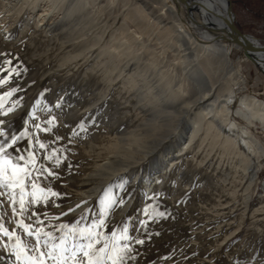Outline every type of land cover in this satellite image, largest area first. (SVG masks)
<instances>
[{"label": "bare ground", "instance_id": "bare-ground-1", "mask_svg": "<svg viewBox=\"0 0 264 264\" xmlns=\"http://www.w3.org/2000/svg\"><path fill=\"white\" fill-rule=\"evenodd\" d=\"M43 1L47 3V15L34 17L32 12ZM193 1L201 6V22L194 25V7L187 5L189 20L196 33L186 28L180 14L175 13L165 0H141L142 5L137 0H0V12H10L16 20L11 22L14 27L0 28V51L8 50L16 56L15 66L23 73L26 94L22 104H17L18 109L24 105L26 111L31 110L32 89L43 91L47 88L46 93L54 99L52 109L56 98H63L60 102L65 122L74 116L75 106L85 107L81 111L84 113L89 107L105 105V108H115L111 114H106L111 121L123 115L122 120L121 117L113 120L117 122L113 126H119L125 120L132 124L126 130H116L117 137L111 138L105 132L92 134L93 137L90 134L92 141L87 144V151L92 157L88 160L89 166L84 168L85 174L97 171L100 175L103 169L113 170L108 164L118 154L124 160L132 159V163L144 150L160 146L168 137H173L172 150H175L178 142L185 138L175 154L172 151L165 154L159 171L151 179L146 177L148 181L145 180L144 188L152 191L157 187L161 192L173 189L170 200L164 204L156 203L157 210L175 205L178 197L188 189L192 194L197 192L212 213L211 216L206 213L208 220L211 217L209 222L215 221L216 227L212 230L218 231L224 225L223 220L230 219L236 206L243 204V210H247L252 192H246L256 187L258 163L264 156L262 143L231 120V114L239 115L251 124L256 121L264 124V100L252 95L236 98L235 86L244 81L230 61L233 43L217 31L222 28L219 16L226 15L225 0ZM8 34H13V38L6 41ZM245 41L260 47L252 36ZM253 57L264 71V53H255ZM30 79L31 83L26 86L25 82ZM235 99L238 107L232 111L230 104ZM168 100H175V103L171 101L174 106H167ZM72 103L73 108L64 109ZM170 114L178 119L191 117L192 128L187 134L177 129L155 144L153 138L163 130L167 123L165 117ZM176 128H179L178 124ZM129 164H123L124 167L118 170L129 168V171ZM115 171L110 175L113 176ZM139 172L136 171L135 176ZM79 177H67L68 190L78 179L83 181ZM55 185L59 186L58 183ZM238 196L241 202L235 205L233 202ZM262 198L254 211L264 210V195ZM189 208L193 207L189 204ZM242 220L230 234L241 227ZM151 226L160 234L163 232L158 228V222ZM227 236L217 241L216 254L221 253ZM153 239L156 237L152 238L151 246L144 249L149 250L154 245Z\"/></svg>", "mask_w": 264, "mask_h": 264}, {"label": "rangeland", "instance_id": "rangeland-1", "mask_svg": "<svg viewBox=\"0 0 264 264\" xmlns=\"http://www.w3.org/2000/svg\"><path fill=\"white\" fill-rule=\"evenodd\" d=\"M165 1L168 6H170L174 10L175 13L180 14L182 22L186 26V28L189 31L196 33L194 26H192L190 23V17L189 15H187L188 10H186V14L181 2L177 1V5L176 0ZM137 2L142 5L141 0H137ZM186 3L187 5L194 7L195 21L192 24H199L201 22V6L193 0H188ZM46 4L47 3L44 1L41 2L34 9L32 15L34 17L47 15ZM124 9H126V6H124ZM231 9L234 13L235 24L239 28V30L242 33L254 36L258 40L260 45H264V0H238L236 2L232 1ZM14 17L15 15H11L10 12H6L4 10L0 12V28H3L4 30L8 29L9 25H11V22L15 20ZM11 27H14V25H11ZM210 31L215 32L214 30ZM229 54L234 71L240 77H242L244 81L242 84L235 86L236 98L238 99L243 95H252L257 97L258 99L264 100V72L262 71V69H260V67L256 63H253L251 60H249L244 55L242 48L234 43ZM31 80L32 79L25 82L26 86L31 83ZM22 82H24V77L22 76H20L15 81L16 84L20 85L21 89V92H18L20 94L18 97H16L14 93L12 94V96H4L3 103L4 106H6L4 107L5 112L8 108L13 107L12 102L14 100L18 102L17 104H22V98L26 94V87L23 86ZM6 88L8 87L0 86V96H3L4 93L9 91H5ZM126 90L127 87L124 92H126ZM39 92H41L40 89H32L33 94L29 98V101L33 104H36L38 101H43L44 103H47L48 101H54V99H52V97L47 93H45V95L47 96V101H45L44 96L38 95ZM105 99L106 97L103 98V101H105ZM237 99H235L230 104V108L232 109V111L238 107ZM171 101L172 100H168L167 106H174L172 102L175 103V100H173L172 102ZM73 106V103L69 107L68 105H65L66 108L64 109L67 110L69 108H73ZM105 107V105H100L99 108L89 107L86 112L81 113V111H83L85 107L81 109L78 106H75V108L77 110L79 109L80 111L73 109L75 111V114L77 115L74 114L71 120L67 122L64 121V110L62 111L61 109L54 108L51 111L52 116L55 115V117H58L56 119L57 121H55V125H57L56 134L60 135L61 140L59 142H56L55 135L53 134L51 141H45L47 143H50V147L47 149V151L51 153L52 148L58 149L60 154H62V157L67 161L69 160L68 162L73 165V173L68 174L65 166L61 169V171L66 179L57 181L55 179L48 178L46 175L42 176L41 180L39 181L41 186L47 185L49 187H52L54 191L66 193L67 195L62 198L49 196L48 199L51 201L50 204H46L44 200H41L37 205H33L32 208L34 210H37L39 220L43 221L44 230L52 231L54 236L58 237L63 235V233L58 231L60 225L62 224L67 225V228L65 229L66 232L71 228H77V230H79V228H87L88 226L98 224L101 219V212L103 210V198L105 189H108L109 193L115 199L119 200V198L123 197L126 202L124 205L117 204L115 208L109 210L103 217L105 221L104 225L98 229H94L96 231H99L102 236L109 238L111 237L113 231L119 234V232L125 226H128L130 235H136L138 230L143 231L140 226V219H145V215H143L144 213L142 212L144 205L152 204L157 209L156 203L164 204L173 196L171 193L173 189L171 190V188H168L167 192H161L159 189H157V187L152 189V191H148L146 188H144V184L146 182L145 180H147L146 177H149L151 179L156 174V172L159 171V169L161 168V162L166 157L165 154L168 155L171 151L173 154H175L176 149L181 148V146H183V141L185 140V138L181 139V142H178L179 145L177 144L178 146L176 147V149L172 150V146L174 144L173 137L170 136L172 138L168 137L165 140H162V138L170 134L172 135L173 132H175V130L177 129L180 131V133L186 132L187 134L192 128L191 117L186 116L178 119V117L173 114H170L169 117H165V119L167 120L166 125L164 126L163 130H161L160 134L154 136L155 138H153L155 144H157L161 140L162 144L156 148L154 147V145L151 146L154 148H148V150H144L145 152L139 155L134 162L130 163L132 159L124 160L123 157H121L122 155L118 154L117 156H113L110 160L111 164H108L113 167V170L108 171L110 169H103L100 175H98L97 171H95L96 173L87 171L88 174H85L83 173L86 171V169L84 168L89 166L90 163L88 160L92 157L89 154V150L87 151V146L92 141L91 138L93 137V135L99 132H105L109 137H117L118 134L117 132H115L116 130H126L129 126L131 127L132 125L131 123H129V120H125L121 122L122 124H119V126L118 124L116 125L117 127L115 126V124L113 126V123H117L113 122V120H117L118 118V120H120V117L122 120L123 115L121 114V116H116L115 119L111 121V119H109L106 114H111V112L115 110V108L114 106H109L108 108ZM16 108H14V112L16 113V115L13 116L12 114H8L7 117L10 131L22 130L25 113L30 111H26L24 105L21 107L22 110L21 108L18 109V105H16ZM136 111L140 112V110ZM41 114L42 116L47 115L45 113H38V115ZM139 115H142V112H140ZM81 118H83V120L86 122L85 127L87 128V132H83L77 129L79 135L72 136L71 129L74 127L75 122L80 120ZM231 120H235L237 125L250 131L264 146V124L259 121L251 124L246 119L242 118L239 115H235L234 113L231 114ZM177 124L179 128H176ZM166 127L169 129L165 130ZM163 131L165 134L163 133ZM177 131L176 133H178ZM151 133L153 132L151 131L150 134ZM90 134H93L92 137ZM41 135L43 136L44 134ZM149 140H152V138H149ZM20 147H24V141H21ZM78 153L80 154L79 156ZM43 154V150H37V167H39L40 164H43L45 167L49 168L55 167L54 160L45 161L42 159ZM125 163H130V170L127 171L129 168L125 170H118V168L124 167L123 164ZM138 170L140 172L137 174V176H135V172ZM113 171H115V174L111 176L110 174ZM151 173H153V175H150ZM80 174H82L81 177H79ZM68 176H73L74 178H83L81 179L83 181H80V179H78L75 185L70 188V190H68ZM140 176L141 180H138V182L137 179ZM257 176L258 180L256 187H252V189H249L246 192V194H251L252 192L247 210L244 211V208L242 207L243 204H239L240 196H238V199L234 200L233 204L236 205V203H238L239 206H236L234 208L230 219L223 220L224 225L218 231H216L215 229L212 230L213 227H216L215 221L209 222V220H211V217H209V220L207 219L210 212L207 210V205L204 204V198L196 195L197 192L192 194L189 189L186 190L184 194L186 196L189 194V196H179V200L177 199L175 205L169 208L167 207L165 209L162 208L161 210L158 209L159 211L166 210L167 213L169 212V214L171 215V219H167L163 223L158 222V228L163 231L160 234V239L158 240L159 236L156 237V239H153L155 242L154 245L149 250H142L143 255L139 258V264H260L261 258H264V210L254 211V208L256 206H259V202L261 199H263L262 197L264 195V156L259 160ZM124 182L127 183H125V187L122 189L120 188V185ZM55 183H58L59 186H56ZM30 185L31 182L26 181V191L29 193L31 191ZM198 189L200 190V187H198L197 190ZM153 190L158 192L159 196H157L155 200L145 199V193H148V195L151 196L153 194ZM204 191H206V189ZM0 193H2V195H0V218H2L5 222V227L16 228L17 225L15 221L17 219L23 220L25 223H33L34 227L39 226L35 223L36 217H32L30 212H20L19 189L16 190L17 203L15 205V213H13L12 211V204L10 200L11 192L8 189H0ZM126 193L128 194L126 195ZM189 204L190 207L193 208H189ZM202 204L204 208H201L203 207ZM77 205H79V207H77ZM69 207H72V212H68ZM198 208H201L205 211H201V209L197 210ZM185 209L187 210L185 211ZM61 213H64V215H61ZM206 213L208 216H206ZM211 214L212 213H210V216ZM138 218L140 219L136 221ZM241 220L243 221L241 227L236 232L230 234V232H232L236 228L237 224L241 222ZM227 222L228 225L226 224ZM150 228L153 231L158 232L155 228H152L151 223ZM210 230L212 231L210 232ZM18 234H22V230H18ZM224 236H227V239L222 243L221 253L218 255L215 253V245L217 241ZM25 239H27V237H25ZM69 242H71V237H69ZM200 242L202 244H198ZM102 245L103 240L101 241V244L99 246ZM197 246L199 248H197ZM201 247L203 249H201ZM200 256L202 258H200ZM0 264H2V262H0Z\"/></svg>", "mask_w": 264, "mask_h": 264}, {"label": "snow or ice", "instance_id": "snow-or-ice-1", "mask_svg": "<svg viewBox=\"0 0 264 264\" xmlns=\"http://www.w3.org/2000/svg\"><path fill=\"white\" fill-rule=\"evenodd\" d=\"M12 38L13 34L5 36L6 41ZM16 59L17 57L10 51H0V74H2L0 75V86L9 88L8 92L0 96V117H3L0 118V189H8L11 192L10 200L13 213L16 212V190L19 189L20 212H30L32 217H36L35 223L39 226L34 227L33 223H25L23 220L17 219L15 221L17 227L8 228L0 218V262L2 264H139V258L143 255L142 249L150 247L152 238L160 235L159 232L150 228L149 222L151 224L163 223L165 220L171 219V215L166 210L159 211L152 204L144 205L143 212L146 219H141L140 226L143 231L137 235H130L128 226H125L119 234L113 231L110 238L104 237L99 231L94 230L104 225L103 217L109 210L115 208L117 204L124 205L126 203L123 197L119 200L115 199L108 189H105L103 210L98 224L79 228V230L71 228L67 232L65 231L67 225L62 224L58 231L63 235L58 237L54 236L52 231L44 230L43 221L39 220L38 212L32 206L37 205L41 200L50 204L49 196L62 198L67 194L54 191L47 185L41 186L39 181L45 175L57 181L66 179L61 169L66 166L68 174H72L73 165L62 157L58 149L52 148L51 153L47 151L50 143L45 141L52 140L50 133L55 135L56 142L61 140L60 135L56 134L55 121L57 117L51 115L52 101L47 103L38 101L33 104L31 110L25 113L22 130H9L7 117L8 114L16 115L14 108L18 102L14 100L13 107L8 108L5 112L3 99L4 96H12L13 93L20 91V85L15 81L23 73L15 66ZM24 71L26 72L27 69ZM48 91L45 88L38 95L44 96L47 101L45 93ZM62 99V97L56 98L55 108L63 110V104L60 102ZM38 113L47 115L42 116ZM85 123L83 118L76 121L71 129L72 136L79 135L77 129L87 132ZM21 141H24L23 148L20 147ZM38 149L43 150V160L55 161V167L49 168L43 164L37 167ZM26 181L31 182L30 193L26 191ZM125 183L127 182L121 183L120 188L123 189ZM157 196L159 193L155 190L151 196L145 193L147 200H155ZM72 211V207H69L68 212ZM18 230H22V234H18ZM69 237H71V242H69ZM102 240L103 245L99 246ZM260 264H264V258H261Z\"/></svg>", "mask_w": 264, "mask_h": 264}, {"label": "water", "instance_id": "water-1", "mask_svg": "<svg viewBox=\"0 0 264 264\" xmlns=\"http://www.w3.org/2000/svg\"><path fill=\"white\" fill-rule=\"evenodd\" d=\"M177 1L181 2L182 7L184 8V10L186 12V10H187L186 0H176V4L178 3ZM225 2H226V15H225V17L222 15L219 16L221 21H222V28L218 29L217 31L222 35V37L227 38L232 43L241 47L244 55L249 60H251L253 63H255V57H253V56L255 53H258V52L264 53V45H260V47H254V46L250 45L247 41H245V39L247 37L252 36V35L242 33L239 30V28L235 24L234 13L232 12V9H231V2L232 1L231 0H225ZM186 14H187V12H186ZM252 37H254V36H252Z\"/></svg>", "mask_w": 264, "mask_h": 264}, {"label": "flooded vegetation", "instance_id": "flooded-vegetation-1", "mask_svg": "<svg viewBox=\"0 0 264 264\" xmlns=\"http://www.w3.org/2000/svg\"><path fill=\"white\" fill-rule=\"evenodd\" d=\"M232 1L236 2V1H238V0H232Z\"/></svg>", "mask_w": 264, "mask_h": 264}]
</instances>
